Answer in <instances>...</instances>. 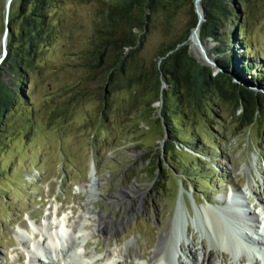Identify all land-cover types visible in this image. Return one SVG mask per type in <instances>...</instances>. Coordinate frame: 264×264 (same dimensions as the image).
<instances>
[{"label":"rangeland","instance_id":"rangeland-1","mask_svg":"<svg viewBox=\"0 0 264 264\" xmlns=\"http://www.w3.org/2000/svg\"><path fill=\"white\" fill-rule=\"evenodd\" d=\"M107 1L62 0L51 11L56 37L22 80L0 66V80L9 91L0 118V264H23L30 248L44 239L41 233L50 226H39L43 217L54 219L56 211L60 219H69L71 227L100 215L117 232L104 236L93 222L86 224L88 254L98 250L101 256L115 257L119 252L121 264H136L138 258L148 260L158 238L171 232L177 209L179 218L188 221V229L180 228L179 243L173 255L166 253V261L190 264L191 249L198 264H221L222 253L230 256L233 249L232 232L224 223L227 232L220 237L216 223L206 221L205 209L210 204L222 206V198L230 191L241 192L247 210L263 221L264 126L239 127L237 114L211 95L202 99L192 130L205 146L189 143L190 147L170 139L161 141L168 128L163 125V102H156L157 91L152 95L151 90L139 87L133 103V88L122 86L103 99V84L87 80L86 65L97 45L98 15ZM195 2L188 0L175 9L172 19L152 16L136 54L140 66L151 72L162 50L184 36L195 14L199 24L189 37V53L215 69L206 63L208 57L213 62L214 42H193L194 31L199 28L200 32L204 22L197 13L202 11L201 4L198 10ZM5 4L6 0H0V57ZM237 7L251 58L262 66L264 0H249ZM18 14L17 0H13L9 24L15 30ZM196 48L206 58L200 52L203 57L199 60ZM153 84L161 90L170 88L166 82ZM251 87L264 92V86ZM208 107L216 114L214 121L205 118ZM188 134L176 130L181 141ZM157 161L162 173L156 170ZM92 163L96 176L89 187ZM128 191V196L117 197ZM17 230L24 232L19 233L21 237ZM33 230L41 231L40 235H33ZM69 244L68 239L65 245ZM204 255L210 258L206 263L202 262Z\"/></svg>","mask_w":264,"mask_h":264},{"label":"trees","instance_id":"trees-1","mask_svg":"<svg viewBox=\"0 0 264 264\" xmlns=\"http://www.w3.org/2000/svg\"><path fill=\"white\" fill-rule=\"evenodd\" d=\"M248 1H201L204 22L200 28V40L210 39L214 42L213 62L222 72L214 75V69L199 63L189 53L188 40L198 25L195 14L184 36L162 50L151 72L136 61L152 16L163 15L172 19L175 9L188 0H108L98 15L100 22L96 32L99 37L89 54L87 80L103 84L100 87L103 99L122 86L133 88V103L139 87L145 91L151 90L152 95L153 91H157L156 102H163L161 114L166 121L163 125L168 128L161 141L170 139L178 144L205 146L199 135L196 138L193 136L192 130L195 127L194 119L201 110L202 99L211 95L226 105L233 115L237 114L234 117L239 127L247 128L256 123L264 126V101L255 97L250 89L251 86H264V65L259 66L252 60L250 44L237 16V6ZM17 3L18 24L16 30L9 24L8 54L1 68L11 70L21 81L27 68L36 63L44 48L53 43L56 27L51 11L62 0H17ZM228 25L234 29H229ZM236 47L242 50L237 51ZM230 74L246 86L245 91L239 92L228 84ZM154 81L158 85L166 82L169 90H161L159 86L157 89ZM8 93L0 80V118L7 106ZM168 101L174 103L173 106ZM204 115L209 121H214L216 117L211 108ZM176 130L189 132L188 139L181 141L176 136ZM156 170L163 171L159 161Z\"/></svg>","mask_w":264,"mask_h":264},{"label":"bare ground","instance_id":"bare-ground-1","mask_svg":"<svg viewBox=\"0 0 264 264\" xmlns=\"http://www.w3.org/2000/svg\"><path fill=\"white\" fill-rule=\"evenodd\" d=\"M201 1L202 0H197L198 6H200ZM192 38L195 44H200L199 28H197L194 31ZM195 52L197 54V58L199 60H202V57L204 55L202 56V54H200L201 51H199L196 48ZM202 52L203 54H205L203 50ZM208 59L209 60L206 61V63L212 62V59L210 57H208ZM92 166L93 168L91 169L88 175L89 183L88 182L86 183L87 186L89 185V187L93 186L95 180L94 176H96L95 165L92 164ZM128 194L131 193L129 191L122 192L118 194L117 197L123 198L128 196ZM240 195L241 192L232 191L231 194L232 197L229 198L227 204L224 203L226 199L225 196L222 198V200L224 201L220 202L223 203L222 206H213L210 204L211 207L209 209H205V214H207L206 221L210 223L215 222L218 229L220 228V237L223 238L226 235L225 234L226 230H224L226 229L225 224L231 229L232 232L231 241L233 243V247H232L233 249L232 251H230L231 252L230 256L229 254L227 255L222 253L221 264H226L227 261H229V259L232 260V264H261V262H258L257 258H255L254 253L260 254V257L262 259V264H264V219L262 221L263 223H261L259 220L255 219V217L247 210L248 208L244 203L242 204L236 202V200L241 199ZM180 200L182 201V197L180 198ZM219 207L224 210L215 209ZM245 210L248 213H244ZM56 212L54 214V219L53 216L51 218V215H47L43 217L45 222L42 221L39 224V226H41V224L46 226L50 224V226H48L49 228L47 229V231L45 230L42 233L41 231L38 232V234L41 233V236L43 235L44 237V239L41 242H37L33 247V250L38 252L39 258L38 259L36 258L35 252L29 251L27 253V255L29 256V262L26 264H35V263L121 264L122 263L123 258L119 256V252H117L118 254L115 255V257L109 255L101 256L99 253H97L98 250L93 254H88L87 252L88 244L86 239L84 238V235L87 237L88 231L85 230V225L89 224V222H93L96 226V229H98L97 231L100 234L104 236H111L113 233H116L117 230L110 227L111 224L108 221H105V219H103L100 215L94 214L93 218H91L92 220H89L88 218L86 219L88 221L87 223L81 222L76 226L74 225L71 227L69 225V219L68 218L60 219L59 216H57ZM182 226L183 229L185 228L187 231L188 221L185 220L183 216L179 218L178 209H177V212L172 220L171 232L165 233L158 238V242L156 244V250L154 251L153 255L148 258V260L143 258H138L136 264H172L171 260H169L170 263L166 261L165 255L166 253H168L171 256L175 252L176 245L177 243H179L178 239H180L181 238L180 236L182 235L181 234L179 236V230ZM23 227L24 226H22V230H24L25 232L26 229H24ZM21 232L23 231L20 230L16 233H18V235L20 236L19 233ZM32 232L34 235L35 231L33 230ZM260 232H262V234H260ZM68 239L70 241V244L68 247L64 249L63 244L67 242ZM179 247L181 248V246ZM126 252L128 253V251ZM189 254L190 256H192L190 260L191 261L190 264H198L199 260L197 259V256L196 257L193 256L191 249L189 250ZM116 258L118 259L121 258V261L117 260ZM209 259H206L204 255L202 262L206 263L209 261ZM81 261L83 263H81ZM175 264H179V262L176 261Z\"/></svg>","mask_w":264,"mask_h":264},{"label":"water","instance_id":"water-1","mask_svg":"<svg viewBox=\"0 0 264 264\" xmlns=\"http://www.w3.org/2000/svg\"><path fill=\"white\" fill-rule=\"evenodd\" d=\"M13 0H6V4H5V20H4V33L2 36V53H1V57H0V66L3 64V62L5 61L7 54H8V47H7V40H8V36L10 34V27H9V11H10V6ZM195 4L198 7V2L196 0ZM202 8V7H201ZM199 10V7H198ZM202 10V9H201ZM198 13V17L199 19L203 18V10L201 12H197ZM199 24V21H198ZM198 26V25H197ZM204 57L206 58L205 54ZM206 61H208V59L206 58ZM207 64H209L210 66L214 67V75H217L219 73H222L221 70L219 68H217L215 66V64L213 62H208ZM231 78V81L228 82V84L233 88L236 89L239 92L245 91L244 86L238 82L237 80H235L234 78ZM250 89L252 90L251 92L254 94L255 97L258 98H262V100L264 101V92H262L261 90L257 89L256 87H250ZM92 168V166H91Z\"/></svg>","mask_w":264,"mask_h":264}]
</instances>
